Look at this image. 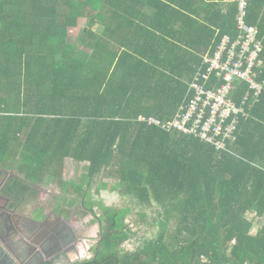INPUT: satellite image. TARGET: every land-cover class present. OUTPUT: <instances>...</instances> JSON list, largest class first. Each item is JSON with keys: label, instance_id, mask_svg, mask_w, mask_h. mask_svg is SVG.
Here are the masks:
<instances>
[{"label": "trees", "instance_id": "trees-1", "mask_svg": "<svg viewBox=\"0 0 264 264\" xmlns=\"http://www.w3.org/2000/svg\"><path fill=\"white\" fill-rule=\"evenodd\" d=\"M246 12L264 60V0ZM238 13L237 0H0V163L22 175L8 191L88 163L70 190L102 238L75 264H264V90L224 151L137 120L175 115ZM102 174L157 227L132 250L133 209L87 189H108Z\"/></svg>", "mask_w": 264, "mask_h": 264}, {"label": "built area", "instance_id": "built-area-1", "mask_svg": "<svg viewBox=\"0 0 264 264\" xmlns=\"http://www.w3.org/2000/svg\"><path fill=\"white\" fill-rule=\"evenodd\" d=\"M237 36H222L205 66L189 82L188 98L171 119L139 115L137 120L166 132L194 136L224 151L237 139L241 117L249 115L264 90L263 44L246 22L247 0H237ZM246 81L248 88L242 86Z\"/></svg>", "mask_w": 264, "mask_h": 264}, {"label": "crops", "instance_id": "crops-1", "mask_svg": "<svg viewBox=\"0 0 264 264\" xmlns=\"http://www.w3.org/2000/svg\"><path fill=\"white\" fill-rule=\"evenodd\" d=\"M9 170L17 174L9 176ZM11 176L22 177L16 169H8V161L0 163V237L6 241L11 255L25 264H41L46 260V252L51 253V258H54L53 264H74V253L70 245L62 247L59 235L53 231V226L61 219L58 212L47 211L42 202H39L43 200L44 183H28L30 188L19 185L14 191H8ZM39 208L42 209V215L33 216L34 211ZM61 208L64 219L68 218L67 221L70 222L71 206L63 204ZM37 221L43 223L39 224ZM61 253L65 255V260L59 259Z\"/></svg>", "mask_w": 264, "mask_h": 264}, {"label": "rangeland", "instance_id": "rangeland-1", "mask_svg": "<svg viewBox=\"0 0 264 264\" xmlns=\"http://www.w3.org/2000/svg\"><path fill=\"white\" fill-rule=\"evenodd\" d=\"M84 23L85 20L81 19V26L79 28L70 29L69 41H71L72 43H75L77 41V38L80 35ZM95 29L97 30L98 26H96ZM87 165V162L80 163L70 158H67L64 160L60 177L57 176L53 178H48L44 181L43 200L39 202H42L43 206L47 211H61L60 208L63 206V204L70 205L71 207H74L76 205L79 207L80 210H82L81 195L70 189H72L73 185H76L80 182L81 177L86 172ZM16 174L17 173L15 171L13 172L11 170H9L8 172L9 176ZM102 178V181L108 182V189L102 188L99 182L96 184V186L92 185L91 187H87V189L91 191L94 199L101 200L106 206L131 207L133 209L127 218V222L129 223L133 231H138L139 233L136 236H132L131 240L123 244L126 249L132 250L141 243L142 239L154 236L157 227L152 226L150 223L148 224L147 222L143 223L137 213L138 209L135 207V204L131 202L128 197L121 195L117 190L114 189L118 183V180L116 178L110 177L106 174H102ZM63 181L67 182L66 184L70 187L69 191L67 192H65L64 184H62ZM97 188L100 189L99 193H96ZM39 202H37V204H39ZM95 209L98 211L97 207ZM41 215V208L36 209L33 213V216L35 217H40ZM88 215V217H85L84 213L80 212L77 213L76 218L79 221L97 220V216H95L93 213H89ZM149 219L150 218L147 219L148 222L151 221ZM255 223L256 226H259L261 224V220H257L255 221ZM255 231L256 230H253V232Z\"/></svg>", "mask_w": 264, "mask_h": 264}, {"label": "flooded vegetation", "instance_id": "flooded-vegetation-1", "mask_svg": "<svg viewBox=\"0 0 264 264\" xmlns=\"http://www.w3.org/2000/svg\"><path fill=\"white\" fill-rule=\"evenodd\" d=\"M74 206V205H73ZM82 208V206H81ZM64 211H58L61 219L53 226V231L60 237L62 247L69 246L74 253V264L87 261L93 257L92 249L102 238V225L99 220H77V213H84L88 217L92 212L89 209H79L78 206L71 207V221L63 217ZM54 214V212H53ZM49 215V216H48ZM47 216L50 217V214ZM48 217H46L48 219ZM46 219V220H47ZM47 223V221H45ZM101 234V236H100ZM59 259L65 260V255L61 253Z\"/></svg>", "mask_w": 264, "mask_h": 264}, {"label": "water", "instance_id": "water-1", "mask_svg": "<svg viewBox=\"0 0 264 264\" xmlns=\"http://www.w3.org/2000/svg\"><path fill=\"white\" fill-rule=\"evenodd\" d=\"M5 212H7V211H5ZM37 222L39 224L43 223L42 221H37ZM100 236H101V234H100ZM50 240H53V239L50 238ZM35 250L36 249H34V251ZM44 255H45L44 258L46 260H44L41 264H53V263H55L54 258H51L52 257L51 253L45 252ZM30 257H31V255L29 256V258ZM0 264H25L24 261H19L18 259H16L14 256L11 255V252L9 251L8 245L2 237H0Z\"/></svg>", "mask_w": 264, "mask_h": 264}]
</instances>
